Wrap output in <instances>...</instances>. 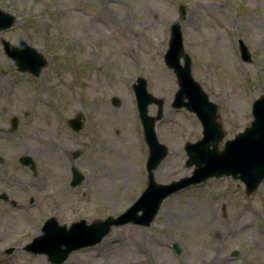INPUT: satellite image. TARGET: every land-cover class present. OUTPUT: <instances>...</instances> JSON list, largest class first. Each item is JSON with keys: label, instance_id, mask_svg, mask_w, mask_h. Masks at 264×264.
<instances>
[{"label": "rangeland", "instance_id": "1", "mask_svg": "<svg viewBox=\"0 0 264 264\" xmlns=\"http://www.w3.org/2000/svg\"><path fill=\"white\" fill-rule=\"evenodd\" d=\"M180 4L184 50L193 77L219 105L222 147L250 122L251 103L264 92V0H0L16 16L0 37L25 41L47 60L37 76L18 71L0 43V175L11 179L5 191L17 202L0 200V264H52L24 249L44 218L27 203V180L38 181L43 207L67 226L117 216L142 191L148 148L132 88L137 76L163 99L155 131L168 151L155 180L191 174L183 145L200 139L202 127L194 113L170 105L177 80L163 60ZM238 39L250 62L240 59ZM156 109L148 105L149 114ZM74 116L83 119L77 131L68 126ZM24 154L37 174L18 162ZM71 167L83 174L77 185ZM244 189L225 175L185 187L162 201L148 226L114 225L60 264H264V179L250 194Z\"/></svg>", "mask_w": 264, "mask_h": 264}, {"label": "water", "instance_id": "2", "mask_svg": "<svg viewBox=\"0 0 264 264\" xmlns=\"http://www.w3.org/2000/svg\"><path fill=\"white\" fill-rule=\"evenodd\" d=\"M178 11L179 19L170 26L164 62L173 69L178 84L171 106L176 108L184 106L187 110L194 112L202 124V137L195 142H187L184 147L188 156L186 164L194 165L192 173L168 183L155 180L153 170L167 153L166 145L158 141L154 129V122L162 116L163 100L150 93L146 88V80L139 76L133 84V89L149 151L145 188L131 205L116 217L108 215L102 220L97 219L91 223L79 219L73 221L68 227L65 224H59L54 217H50L42 226L43 233L25 245L26 250L32 253H45L51 263L59 264L71 251L98 243L112 225H122L127 222L149 225L161 202L168 195L186 186L197 184L212 176L232 175L243 181L246 193H250L264 178V94L253 101L251 122L233 138L226 139L223 147L219 149L218 143L224 135L222 124L218 120L219 106L209 100L207 93L191 74V59L184 52L179 25V20L184 18L185 7L180 4ZM15 21L14 14L0 8V31L10 28ZM1 43L6 55L15 62L19 71L38 75L47 62L39 51L25 41L17 40L11 43L1 38ZM240 51L244 60H250L248 50L241 40ZM180 58L183 59L182 63ZM112 102L116 103L117 98L112 97ZM150 103L157 104L155 115L148 114ZM16 124L17 119L13 117L12 127ZM68 124L74 130H79L82 119L80 116L69 118ZM20 162L31 164V167L34 165L29 155H22ZM71 172L70 184L76 185L82 180L83 175L75 167L71 168ZM12 202L15 203V201ZM11 250L8 248L6 252L9 253Z\"/></svg>", "mask_w": 264, "mask_h": 264}, {"label": "flooded vegetation", "instance_id": "3", "mask_svg": "<svg viewBox=\"0 0 264 264\" xmlns=\"http://www.w3.org/2000/svg\"><path fill=\"white\" fill-rule=\"evenodd\" d=\"M10 128H11V126H10ZM19 159H20V156L18 157L17 160L19 161ZM2 161H3V157H2V155H0V163ZM28 169H29V171H30V173L32 175L37 174L36 167H34V169L32 170V168H30L28 166ZM0 181H1V186L0 187L2 188V189H0V200H3L5 202H9L10 204H12L11 203V200L12 199H10V196L5 191V190H8V189L11 188V185H12L11 179H8V176L5 173L4 174L1 173V175H0ZM40 181H42V179ZM26 182L29 185V188H26V191L29 193V195L27 197V203H28V205L31 206V205L36 204L38 207H40L41 208L40 209V214L44 218L45 217L54 216L51 212H49L46 209V207H43L45 201H43L42 198H41V192L40 193H37L36 191L38 189L35 191L36 187L38 186V181L37 180H34L33 182H31V181L27 180ZM32 189H34V190H32ZM49 198L52 199V200H54L55 195L52 193V195H50ZM12 205H14V206L17 205V202L15 204H12ZM44 218H42V222L45 220Z\"/></svg>", "mask_w": 264, "mask_h": 264}, {"label": "bare ground", "instance_id": "4", "mask_svg": "<svg viewBox=\"0 0 264 264\" xmlns=\"http://www.w3.org/2000/svg\"><path fill=\"white\" fill-rule=\"evenodd\" d=\"M56 157V156H55ZM40 232H38V235H39ZM37 235V234H36ZM200 257V256H199Z\"/></svg>", "mask_w": 264, "mask_h": 264}]
</instances>
